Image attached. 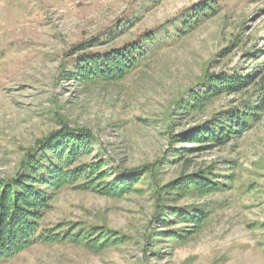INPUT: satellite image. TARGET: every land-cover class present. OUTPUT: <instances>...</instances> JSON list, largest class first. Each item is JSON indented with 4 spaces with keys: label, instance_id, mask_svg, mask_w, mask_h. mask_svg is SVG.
<instances>
[{
    "label": "rangeland",
    "instance_id": "obj_1",
    "mask_svg": "<svg viewBox=\"0 0 264 264\" xmlns=\"http://www.w3.org/2000/svg\"><path fill=\"white\" fill-rule=\"evenodd\" d=\"M203 3L213 15L128 76L66 77L76 56L121 48ZM120 21L132 22L113 38ZM223 76L243 87L190 105ZM247 104L256 115L229 142L182 139ZM65 128L95 138L81 163L105 160L107 180L138 178L121 197L84 180L51 191L43 226L98 229L115 243L39 244L0 264H264V0H0V179ZM206 172L218 191L174 189ZM179 210H199V221L182 223Z\"/></svg>",
    "mask_w": 264,
    "mask_h": 264
},
{
    "label": "trees",
    "instance_id": "obj_2",
    "mask_svg": "<svg viewBox=\"0 0 264 264\" xmlns=\"http://www.w3.org/2000/svg\"><path fill=\"white\" fill-rule=\"evenodd\" d=\"M213 12L210 4L203 3L181 16L178 23L160 26L121 48L80 54L71 62L72 68L67 71L66 77L84 84L120 80L142 68L161 49L190 30L198 28ZM131 22H118L112 37L121 35ZM243 84V80L237 76L217 79L210 77L205 81L203 92L193 94L190 105L201 104L217 94L234 93ZM223 115L220 120L222 126L211 124L213 126L198 129L192 136L182 139L223 145L235 135L246 131L256 114L250 104H247L242 111ZM66 129L53 132L42 140L41 145L32 150L22 162L15 177L0 179V261L10 260L39 244L72 243L84 245L92 251H101L115 243V238L98 229L86 233V229H78L77 226H43L44 218L51 208V191L56 192L84 180L83 186H80L82 189L89 188L101 195L121 197L133 189L138 178L137 173L126 178L125 172H117L113 179L107 180L112 174L105 169V160L81 163L82 158L90 153L95 138L87 129ZM207 175L206 172L182 178L174 189L184 193L194 190L202 193L218 191L219 182L211 181ZM198 214L199 210H179L172 213L173 217H178L182 223L190 225L199 221Z\"/></svg>",
    "mask_w": 264,
    "mask_h": 264
}]
</instances>
